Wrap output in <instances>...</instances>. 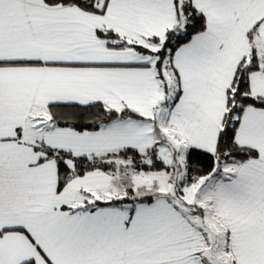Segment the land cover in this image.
<instances>
[{
	"label": "snow or ice",
	"instance_id": "obj_1",
	"mask_svg": "<svg viewBox=\"0 0 264 264\" xmlns=\"http://www.w3.org/2000/svg\"><path fill=\"white\" fill-rule=\"evenodd\" d=\"M0 264H264V0H0Z\"/></svg>",
	"mask_w": 264,
	"mask_h": 264
}]
</instances>
